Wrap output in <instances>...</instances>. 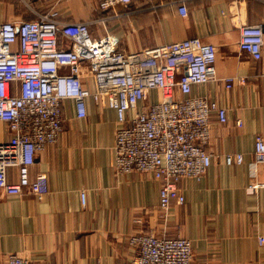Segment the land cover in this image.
Segmentation results:
<instances>
[{
	"label": "crops",
	"instance_id": "1",
	"mask_svg": "<svg viewBox=\"0 0 264 264\" xmlns=\"http://www.w3.org/2000/svg\"><path fill=\"white\" fill-rule=\"evenodd\" d=\"M181 4L186 17L179 12ZM53 5L65 21L98 14L92 0H1L0 22L31 19L33 10L45 12ZM122 11L102 28L118 35L129 51L195 37L216 46L218 80L192 90L227 110V122L216 115L211 119L206 149L212 164L201 181H182L185 203L173 205L164 218L160 181L115 170V111L88 98L86 116L80 118L74 100H66L59 142L38 154L31 168V178L47 174L48 193L39 199L0 191V264L9 254L29 257L34 264H128L134 257L129 236L150 230L191 239L196 264H264V245L256 239L264 236V188L247 191L264 180L262 168L254 170L255 142L264 139V75L261 63L239 47L243 26L264 25V0H132ZM227 77L245 83L235 81L228 89ZM84 83L96 89L89 78ZM10 137L8 124L0 121V142ZM236 153L244 155V162L228 165L226 155ZM16 174L9 170L11 181ZM242 241L252 243L244 255Z\"/></svg>",
	"mask_w": 264,
	"mask_h": 264
},
{
	"label": "built area",
	"instance_id": "2",
	"mask_svg": "<svg viewBox=\"0 0 264 264\" xmlns=\"http://www.w3.org/2000/svg\"><path fill=\"white\" fill-rule=\"evenodd\" d=\"M131 3L97 0L100 17L83 21L63 20L53 5L45 12L34 11L31 19L0 22V121L11 133L8 141L0 142V191L5 195L28 193L41 199L48 193L47 174L31 178V168L38 154L59 142L66 100H74L80 118L86 116L88 98L115 111V170L160 181L159 211L164 218L173 205L185 203L182 181H201L207 174L212 164L206 149L211 119L216 115L227 122V110L192 90L218 80L216 46L195 37L124 49L121 38L100 25L122 16ZM179 12L188 15L185 4ZM239 47L261 63L264 75V25L243 26ZM86 78L94 83V91L85 85ZM235 81L245 83L227 77L226 88ZM236 126L242 127V120ZM254 160V170L260 166L264 174L263 138L255 142ZM225 162L242 164L244 155L227 154ZM10 169L17 170L13 181ZM259 188H264V180L250 184L247 191ZM81 197L86 205L85 192ZM256 239L264 244V236ZM128 242L134 251L128 264H196L193 242L186 237L150 230L130 235ZM6 264L34 262L9 254Z\"/></svg>",
	"mask_w": 264,
	"mask_h": 264
},
{
	"label": "rangeland",
	"instance_id": "3",
	"mask_svg": "<svg viewBox=\"0 0 264 264\" xmlns=\"http://www.w3.org/2000/svg\"><path fill=\"white\" fill-rule=\"evenodd\" d=\"M96 2H97V0H92V3H93V5H94V9H96L97 10V12H98V14H99V10H98V8H97V4H96ZM96 7V8H95ZM33 14H34V10H33ZM96 15V18H99L100 17V15L101 14H99V15ZM92 19H95L94 18V16H92ZM100 27L102 28V25H100ZM135 222H137V220L135 221ZM137 223H139V222H137ZM163 235H165V234H163ZM177 236V235H176ZM179 236V235H178ZM241 238H243V237H241ZM239 245H240V252H241V255H244L245 254V249H246V247L247 246H250V245H252V243H249V242H240L239 243ZM264 245V244H263ZM263 245H259V246H263ZM242 261H246V260H248V259H244V258H242L241 259Z\"/></svg>",
	"mask_w": 264,
	"mask_h": 264
}]
</instances>
